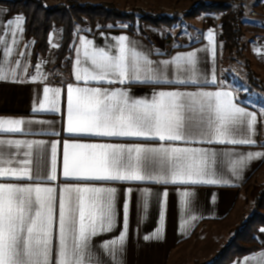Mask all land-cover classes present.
Returning <instances> with one entry per match:
<instances>
[{
  "label": "snow or ice",
  "instance_id": "snow-or-ice-1",
  "mask_svg": "<svg viewBox=\"0 0 264 264\" xmlns=\"http://www.w3.org/2000/svg\"><path fill=\"white\" fill-rule=\"evenodd\" d=\"M7 11L0 9V15ZM23 23L24 17L18 15L0 25V43H4L5 34H10L15 43L17 32L23 31ZM208 36L211 40L213 33L209 31ZM11 52V48H6L5 57ZM196 63V52H189L153 67L147 56L128 46L125 36L119 37L117 54L112 53L111 46L93 47L91 41L82 39L81 49L77 50L75 80L85 85L90 81L173 87L207 84L206 79L198 76ZM169 65H175L174 78H170ZM37 78L32 76L31 82ZM8 79L23 82L15 69L0 65V81ZM43 93V100L34 105L33 112L59 111L61 89L46 86ZM34 122L45 123L0 118V133L25 132L23 126ZM256 123V114L234 103L229 91L161 90L153 91L149 99L144 95L134 98L128 90L119 88L68 85L66 131L70 136L135 139L116 143L64 142L62 174L66 182L57 196L56 188L44 186L57 179V145H51L49 172L44 141L0 138V264H105L93 251L92 238L115 227L117 190L80 186L70 181L228 183L215 177L218 157L229 153L175 146L174 142L252 145L256 143L252 138ZM253 160H264V152H250L231 160L232 172L236 174L247 161ZM127 191L131 193L132 189ZM141 195L146 219L153 193L144 188ZM192 195L183 191V203L187 204ZM123 212L124 231L116 239L99 245L110 261L118 262L126 241L127 202L123 204ZM163 219L161 212V224ZM161 232L162 229H157L145 239L160 238ZM256 260L264 264V252L247 257L243 264Z\"/></svg>",
  "mask_w": 264,
  "mask_h": 264
},
{
  "label": "crops",
  "instance_id": "crops-1",
  "mask_svg": "<svg viewBox=\"0 0 264 264\" xmlns=\"http://www.w3.org/2000/svg\"><path fill=\"white\" fill-rule=\"evenodd\" d=\"M70 2L100 4L109 3L116 8L125 5V0H69ZM66 2V1H65ZM69 5L70 3L67 2ZM118 5V6H117ZM0 9L8 11L0 15V25L7 20L20 15L24 17L23 31L17 32L15 43L10 34L4 35V43H0V65L13 68L17 72L18 79L23 82H13L11 79L0 81V118L23 119L25 121H45V123L25 124V132L0 133V138L44 141V150L48 159V171L51 168V145L56 144L57 179L44 186L59 189L64 186L63 177V144L69 143H116L127 142L135 138L96 137V136H70L67 131V86L78 85L81 87H101L109 90L117 88L128 90L134 98H151L153 91H229L232 93L233 102L246 108L257 116L254 125L252 145L233 144H206L196 143L185 145L183 142H174L175 146L209 148L217 153H229V156L218 157L219 170L215 177L228 183L220 184H156L148 181H70L80 186L113 187L116 188V223L111 232L102 233L93 237V251L100 255L105 264H210L218 253L233 238L236 223L242 219L243 211L249 198V188L252 184H259L264 179V160L247 161L245 165L234 174L231 170V160L239 159L250 152H264V111L253 103L247 102L238 96L235 87L228 82V76L222 66V58L227 59L226 45L220 46L219 22L210 14L201 15L200 21L192 31H176L177 38L167 33L163 28H157L150 24H144L134 31L127 29L126 25L118 28H101L98 25H81L75 29L70 51L65 58L68 61V69L61 75L60 83L51 84V78L56 75L58 65L54 54L59 48L53 47L52 40L55 36L54 29L49 35V50L45 55H40L33 60L35 40L25 36V16L22 13H13L0 4ZM264 11V0H262ZM195 19V18H194ZM213 37L210 40L208 33ZM120 36L127 37L130 48L147 56L153 62V67L162 66L165 60H172L177 55H186L196 52V68L198 76L206 79L207 84L201 86H154L151 84H139L126 82L124 84L107 81H90L87 85L83 81L75 80L77 50L81 49V40L92 42L93 47L111 46L113 54L118 53V40ZM249 46V63L255 60L258 70L264 73V19H262V35L255 37ZM11 48V55L5 57V49ZM82 59V51L80 54ZM64 59V60H65ZM5 60L7 63L5 64ZM17 64L19 67H17ZM26 67L27 71L22 69ZM39 67V73H37ZM253 69V68H252ZM170 78L176 76L175 65H169ZM255 72V70L253 69ZM37 76L35 82H31L32 76ZM40 77H46L41 79ZM215 83H212V81ZM60 88L59 111L33 112V107L38 106L43 100L44 87ZM251 95V94H250ZM249 96V95H247ZM55 133V134H53ZM7 151H15L14 148ZM35 148L33 153L35 156ZM30 183V182H29ZM261 184V183H260ZM131 188L129 193L127 189ZM149 188L153 195L149 198L147 218H144V210L141 206V190ZM189 191L193 193L188 198V203H183L181 193ZM167 193V196L164 193ZM128 203L127 237L123 245V251L118 254V262L110 261V258L99 248L101 243L116 239L124 231L123 204ZM163 212V224L160 221V213ZM196 217V219H192ZM157 229H162L160 238L145 239L151 237ZM55 230V229H54ZM264 228L257 235L260 249L230 264H243V261L253 255L264 252ZM55 243V240H54ZM119 247V246H118ZM249 264H262L260 260L249 261Z\"/></svg>",
  "mask_w": 264,
  "mask_h": 264
},
{
  "label": "trees",
  "instance_id": "trees-1",
  "mask_svg": "<svg viewBox=\"0 0 264 264\" xmlns=\"http://www.w3.org/2000/svg\"><path fill=\"white\" fill-rule=\"evenodd\" d=\"M237 2L240 0L219 5L212 4L209 7L215 9L216 12H226L219 22L220 37L226 40L229 50L241 58L243 57V46L239 41L242 36L240 21L245 15V7L242 3L236 4ZM0 4L5 5L10 12L22 13L25 16V36L35 40L33 60L48 52L50 32L56 27L62 28L61 45L56 53L58 67L69 54L74 39L75 31L72 18L84 26L98 25L101 28H118L120 25L127 24L128 30L136 29L135 25L130 23V20L134 21V13H125L109 3L70 2L69 11L64 6L52 5L46 0H0ZM190 14L193 16L196 13ZM164 19L141 15L142 23L148 22L157 28H163L166 25ZM233 59L238 60L236 57ZM244 68L249 83L264 93V81L255 77L256 73L250 67L249 61L246 62ZM261 188L257 195L255 192L253 194L254 213L241 224L233 238L210 264H230L260 249L257 235L264 228V184Z\"/></svg>",
  "mask_w": 264,
  "mask_h": 264
},
{
  "label": "rangeland",
  "instance_id": "rangeland-1",
  "mask_svg": "<svg viewBox=\"0 0 264 264\" xmlns=\"http://www.w3.org/2000/svg\"><path fill=\"white\" fill-rule=\"evenodd\" d=\"M52 5L55 0H46ZM60 2H69V0H56ZM234 0H125L124 6H119V10L125 13H134V21L130 20V23L134 24L136 29L142 28L144 24H149L148 22H141V15L150 17H160L165 18L166 25L163 27L167 33L173 34L176 38V31L189 32L192 31L194 26L200 21V16L203 14L212 15L218 22L222 19L226 12H216L215 9L209 7V5L223 4L225 2H232ZM242 3L245 7V15L240 21V28L242 31V36L240 38V45L243 46V57L238 58L235 52H231L228 48V44L225 39H220V46L226 45L227 56L229 58H222V66L226 72L225 76H228V82L235 87L238 96L247 102L258 105L264 111V93L257 88L253 87L246 76L245 64L249 57V46L252 40H256L255 37L262 35V19H264V11L262 10V0H240L236 4ZM118 6V5H117ZM116 7V6H115ZM68 10V9H67ZM190 13H196L191 16ZM256 13V15H252ZM195 18V19H194ZM73 21V20H72ZM74 31L76 28L81 26L78 22H73ZM125 25V24H124ZM127 25V24H126ZM151 25V24H150ZM57 30V31H55ZM54 38L52 40L53 47L59 48L62 40V28H54ZM221 33V30H220ZM50 45V43H49ZM59 48L56 50H59ZM55 61L56 54H54ZM236 57L238 60H234ZM64 61V60H63ZM62 61V62H63ZM250 67L255 70V77L264 81V73L258 70L255 65V60H251ZM251 94V95H250ZM249 95V96H247ZM261 183V184H260ZM264 184V179L259 181V184H252L249 188V198L246 203L242 219H240L236 224L235 230L238 231L241 224L254 213V200L253 194L257 195L262 189ZM264 214V213H263ZM264 216V215H263ZM235 233V232H234ZM196 264V263H195ZM201 264V263H197Z\"/></svg>",
  "mask_w": 264,
  "mask_h": 264
},
{
  "label": "built area",
  "instance_id": "built-area-1",
  "mask_svg": "<svg viewBox=\"0 0 264 264\" xmlns=\"http://www.w3.org/2000/svg\"><path fill=\"white\" fill-rule=\"evenodd\" d=\"M53 4H57V5L64 6L66 9H68V11L70 10V6H69V4L66 3V2H60V1H56V0H55V1L53 2ZM252 15L255 16L256 13H253ZM72 20H73V22L75 23L76 20H75L74 18H72ZM66 69H68V61L65 59V60L61 63V65L59 66L56 75H54V76L51 78L50 83H51V84H58V83H60L62 72H63L64 70H66Z\"/></svg>",
  "mask_w": 264,
  "mask_h": 264
}]
</instances>
